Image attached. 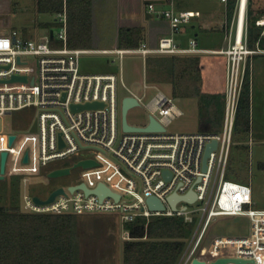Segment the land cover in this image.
Listing matches in <instances>:
<instances>
[{"label":"built area","instance_id":"built-area-1","mask_svg":"<svg viewBox=\"0 0 264 264\" xmlns=\"http://www.w3.org/2000/svg\"><path fill=\"white\" fill-rule=\"evenodd\" d=\"M5 1V0H0ZM67 2V0H65ZM158 8L148 5V12L170 23L171 32L160 37L156 46L142 43L137 48L84 49L67 45L68 16L61 13L57 19L62 25L59 38L63 47H53L50 34L41 38H20L4 24L0 12V119L26 108L35 107L38 115L27 129L29 134L7 133L0 129V174L2 154L7 152L5 176L22 175V210L27 213L87 214L116 213L124 227L123 238L131 239L125 224L139 217H183L185 222L195 221L188 204L204 202L202 217L180 264H191L198 257L208 264L222 257L247 260L245 264H264V209L254 207L250 185L227 177L233 145L234 125L241 88L249 58L259 51L248 42V0H239L233 20L227 26L228 46L205 49L195 37L189 45L178 42L193 12L178 10L176 0ZM227 4L228 0H220ZM165 2V3H166ZM264 27V16L258 20ZM55 36V35H54ZM261 36H264V28ZM88 53L116 54L121 60L127 54L150 55H201L220 54L227 58L228 100L225 123L220 132L171 133L168 125L183 115L175 99L163 91L147 104L166 131L126 132L119 122V76L116 73H88L81 69V58ZM14 76L27 79L12 80ZM142 102V97L137 96ZM98 103L95 107L87 104ZM37 122V130L33 126ZM15 139L11 142V136ZM218 144L206 160L210 143ZM28 155V160L25 157ZM83 160L96 165L82 168L78 182L83 188L57 195L48 204H39L49 198L33 194L28 188L33 176L49 175L56 169L72 167ZM72 170V171H73ZM49 177V176H48ZM100 185L118 194L100 195L94 192ZM61 187V186H60ZM63 187V186H62ZM196 194L194 202L179 200L174 208L169 200L173 194ZM156 197L165 205L153 210L148 204ZM182 204V205H180ZM218 217H241L250 222L249 231L218 239L207 255L202 248L204 237ZM227 264H237L229 262Z\"/></svg>","mask_w":264,"mask_h":264},{"label":"trees","instance_id":"trees-1","mask_svg":"<svg viewBox=\"0 0 264 264\" xmlns=\"http://www.w3.org/2000/svg\"><path fill=\"white\" fill-rule=\"evenodd\" d=\"M117 2V39L120 48H137L145 42L146 27L135 17L142 10V0H67L68 46L94 49L99 41L97 14L109 2ZM178 2V3H177ZM239 0H228L227 9L231 20ZM178 10H186L176 0ZM39 10L59 13L64 10L65 0H38ZM248 0L247 20L249 46L254 48L261 38L262 27L258 20L264 8ZM191 22L185 31L200 34L202 26ZM55 24V23H53ZM167 19L154 21L152 45H157V34L167 31ZM98 37V38H97ZM264 45V38L260 40ZM148 71L164 70L173 84L176 97H195L199 103L200 130L220 132L224 124L226 106V57L220 54L158 55L147 58ZM153 79L152 76L148 77ZM167 78V77H166ZM157 79V77H156ZM159 82H163L159 78ZM191 93V94H190ZM252 78L248 64L243 81L235 128L238 133L251 132ZM19 194V188L17 189ZM16 196L0 200V264H82L81 244L77 233L78 214L27 213L17 202ZM131 239L123 243V264H180L188 249V225L183 217H139L125 224Z\"/></svg>","mask_w":264,"mask_h":264},{"label":"rangeland","instance_id":"rangeland-1","mask_svg":"<svg viewBox=\"0 0 264 264\" xmlns=\"http://www.w3.org/2000/svg\"><path fill=\"white\" fill-rule=\"evenodd\" d=\"M178 1L184 9L193 12L194 20L192 23L197 27L202 26V30L198 36L200 47H220L223 43L228 46L226 30L228 24L232 22L236 10L230 20L227 4L220 0ZM255 1L257 7L264 8V0ZM163 2L166 1L163 0ZM164 5L165 7L170 6L168 2L164 3ZM0 12L4 13V24L7 25V28L17 31L20 38H41L48 36L53 30L55 36L51 45L53 47H63L66 45L65 41L59 38L63 25L57 20L60 18L61 13H67L66 1L63 11L52 14L41 12L38 0H5L0 2ZM119 12L117 2L113 1L109 2L108 6L103 10L99 9L97 27L100 39L94 45L95 49H121L118 47L117 39V18L120 14ZM133 17L137 18L136 16ZM261 27L263 31L264 27ZM191 36L192 34L187 32L178 36L177 39L180 43H184L185 41L186 45H189V37ZM148 39L146 32L144 43H147ZM150 43H152L151 40ZM183 43L181 44L184 46ZM81 69L88 73H116L119 76L120 125L122 120V101L126 95L142 97V105L135 106L129 110L128 121L133 125L145 126L149 123L150 114L147 104L161 90L173 97L179 108L183 111V115L177 117L168 125L169 132L188 133L200 130L198 100L192 96L176 97L174 95L173 84L169 81V75L166 74V71L164 70L162 75L158 70L148 71L147 59L145 60L142 56L127 54L121 60L120 56L116 54L88 53L84 54L81 58ZM151 76L153 79L149 80L148 77ZM159 78H162L163 82L156 81ZM227 84L226 74V106L228 100ZM37 115L38 109L35 107L7 114L0 119V129H3L7 133L29 134L27 126ZM223 127L224 124L219 131H222ZM236 132L237 130L234 125L233 145L227 177L250 185L253 189L254 207L264 209V145L256 141L250 133L244 135L243 133L237 134ZM81 171L82 168H76L70 175L58 178H49L45 174L33 176L29 180L28 188L33 194L46 197L56 187H68L78 182ZM18 188L19 194H17ZM22 190V175L5 176L4 179L0 180L1 202L8 200L10 196H16L18 204L22 206ZM204 205L202 201L188 204V211L195 218L192 224L186 222L188 225V246L202 217L203 211L201 208ZM76 225L81 244L82 264H123V243L125 241L123 233L125 229L118 214H78ZM249 227L250 222L246 218L218 217L209 227L204 237L202 248L206 249L207 255L210 256L214 243L218 239L230 235L246 234L249 231Z\"/></svg>","mask_w":264,"mask_h":264},{"label":"water","instance_id":"water-1","mask_svg":"<svg viewBox=\"0 0 264 264\" xmlns=\"http://www.w3.org/2000/svg\"><path fill=\"white\" fill-rule=\"evenodd\" d=\"M50 36H51V38H54V31L53 30L51 31ZM17 79L26 80L27 78L26 77H18V76H14L12 78V80H17ZM97 105H98V103H91V104H87L86 106L87 107H95ZM140 105H142V104L139 101V98L135 95H126L123 98V101H122V127H123L124 131H126V132H153V131H166L167 130V128L165 126H163L153 115L149 116V123L145 126H138V125H133V124L129 123V121H128L129 110L135 106H140ZM36 130H37V122H35V124L33 126V131H36ZM10 139H11V142H13L15 139V135H12ZM217 144H218L217 140H214L212 143L209 144L207 151H206V155H205V167L207 166V163H206L207 158L209 157L211 151L217 147ZM7 155H8L7 152H4L2 154V165H1L0 180L5 178ZM27 160H28V155H26V157H25V161H27ZM96 164H97V162H95L93 160H83V161H80L77 164H75L74 168H77L79 166L90 167V166H94ZM72 170H73L72 167L56 169V170L51 171L48 176H49V178H58V177H62V176H67V175H70L72 173ZM77 188H83L87 192H90V190L87 188V186L84 183L79 184V185L70 186L69 190L74 191ZM65 192L66 191H65L64 187L61 186V187L55 189L50 194L49 198L46 200H42L38 196H35L34 199L39 204H48V203H51L52 201H54L55 198L57 197V195L63 194ZM94 192L96 194L100 195V197H104L107 194L113 195L117 199H119V197H120L118 194L113 193L109 188H107L104 185H100L97 189L94 190ZM169 200H170L172 206L175 208L177 205V202L179 200L194 202L196 200V194L193 192H190L189 194H186V195L173 194L170 196ZM148 204H149L150 208L153 210L165 209L164 203L156 197H150L148 199ZM229 262H235L237 264H245L247 262V260L241 259V258H234V257H222V258H218V259L212 261L211 264H227ZM191 264H208V263L206 260H202V259L196 257L193 259Z\"/></svg>","mask_w":264,"mask_h":264},{"label":"crops","instance_id":"crops-1","mask_svg":"<svg viewBox=\"0 0 264 264\" xmlns=\"http://www.w3.org/2000/svg\"><path fill=\"white\" fill-rule=\"evenodd\" d=\"M150 3L156 4L158 8H166L163 0H142V10L140 13L137 14H127L126 16L133 17L136 16L137 19L140 20L141 24L146 26L148 38L153 40L152 34V26L154 21H162V18L156 17L154 14L148 12V5ZM146 23V24H145ZM171 32L170 26L168 27L167 31L159 32L157 34V43L160 37L164 35H168ZM184 33H187L185 29L183 30ZM180 35V36H181ZM198 34L196 35V39L198 41ZM193 36L189 37V40ZM263 36L258 40L256 46L252 49L258 50L259 52L249 58V64L251 68V78H252V122H251V132L250 135L253 138L262 143L264 145V45L260 44V40ZM264 38V37H263ZM148 39V44L153 46ZM179 42V41H178ZM199 42V41H198ZM180 43V42H179ZM183 43V42H181ZM180 43V44H181ZM184 46H187L184 41ZM182 45V44H181ZM227 45L225 43L222 44L220 47H203L205 49H221L225 48ZM195 99V98H193ZM197 100V99H196ZM264 165V162H263Z\"/></svg>","mask_w":264,"mask_h":264},{"label":"bare ground","instance_id":"bare-ground-1","mask_svg":"<svg viewBox=\"0 0 264 264\" xmlns=\"http://www.w3.org/2000/svg\"><path fill=\"white\" fill-rule=\"evenodd\" d=\"M246 0L243 1V5H245Z\"/></svg>","mask_w":264,"mask_h":264}]
</instances>
